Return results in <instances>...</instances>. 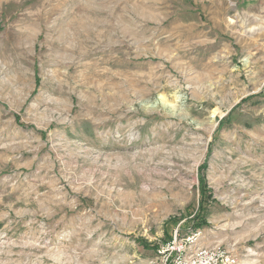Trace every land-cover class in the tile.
<instances>
[{"label":"rangeland","instance_id":"obj_1","mask_svg":"<svg viewBox=\"0 0 264 264\" xmlns=\"http://www.w3.org/2000/svg\"><path fill=\"white\" fill-rule=\"evenodd\" d=\"M193 228L264 264V0H0V264Z\"/></svg>","mask_w":264,"mask_h":264},{"label":"built area","instance_id":"obj_2","mask_svg":"<svg viewBox=\"0 0 264 264\" xmlns=\"http://www.w3.org/2000/svg\"><path fill=\"white\" fill-rule=\"evenodd\" d=\"M204 240L202 229L193 228L185 235L177 231L159 246L158 257L151 264H242L235 243L204 245Z\"/></svg>","mask_w":264,"mask_h":264},{"label":"trees","instance_id":"obj_3","mask_svg":"<svg viewBox=\"0 0 264 264\" xmlns=\"http://www.w3.org/2000/svg\"><path fill=\"white\" fill-rule=\"evenodd\" d=\"M201 225H198V227H200ZM172 238V237H171Z\"/></svg>","mask_w":264,"mask_h":264}]
</instances>
